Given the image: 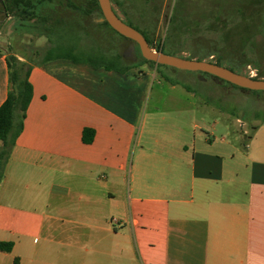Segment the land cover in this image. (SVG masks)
<instances>
[{
	"label": "crops",
	"instance_id": "obj_1",
	"mask_svg": "<svg viewBox=\"0 0 264 264\" xmlns=\"http://www.w3.org/2000/svg\"><path fill=\"white\" fill-rule=\"evenodd\" d=\"M54 63L30 73L33 98L0 186V242L12 244L0 264H264V122L241 149L176 120L177 135L151 152L139 135L140 76Z\"/></svg>",
	"mask_w": 264,
	"mask_h": 264
},
{
	"label": "rangeland",
	"instance_id": "obj_2",
	"mask_svg": "<svg viewBox=\"0 0 264 264\" xmlns=\"http://www.w3.org/2000/svg\"><path fill=\"white\" fill-rule=\"evenodd\" d=\"M111 1L124 20L126 12L127 20L142 30L151 31L155 52H160L162 47L165 54L218 62L248 77H256L259 73L264 77V0H194L187 8L175 7L180 0L144 1L158 8L154 9L151 23L144 19L143 12L137 11L142 4L137 3L135 7L133 0ZM142 8L148 10L149 7ZM51 9L55 12L50 13ZM70 10L66 4L59 5L58 0H54V4L46 1L34 16L31 11L28 14L6 13L0 4V55H16L21 62L35 66L57 44L64 47L77 44L85 53L97 51L101 46L124 53L132 43L104 26L102 17L76 16L81 22L77 32L66 28L57 38L53 26L57 20L68 21L73 17ZM136 57L134 54L124 61L136 63L139 61ZM52 65L69 68L78 75L95 73L87 65L76 66L67 61ZM132 71L143 81L141 84L138 79L139 85L147 86L141 105L139 135L143 134L151 152L164 150V145L157 140L164 143L177 135L176 120L191 129L195 123L203 127V132L195 130L200 140L214 141L224 136L241 149L245 138L253 134V128L264 122V91L241 89L224 81L218 83L206 73L172 67H162L158 71L153 65L142 64ZM189 103L196 108L185 109L184 106L191 107ZM216 121L217 131H214L211 126ZM191 134H194L193 129Z\"/></svg>",
	"mask_w": 264,
	"mask_h": 264
},
{
	"label": "trees",
	"instance_id": "obj_3",
	"mask_svg": "<svg viewBox=\"0 0 264 264\" xmlns=\"http://www.w3.org/2000/svg\"><path fill=\"white\" fill-rule=\"evenodd\" d=\"M46 1H48L50 4H54V0H0V4L6 13L28 14L31 11V15L35 16L38 14L36 10L39 8V6L41 7L43 5V2ZM133 1L136 4L135 7H137V3L142 4L140 8H137V11L143 12L144 19L148 21V23H151L153 21L154 9L158 10V8L145 4L144 1L151 2L152 0ZM193 1L194 0L182 2L180 0L179 2H176L175 7H179L182 5L186 8L191 7ZM58 2L59 5L66 4L67 6H69L71 8V15L74 16L71 17L68 21L64 19L56 21V25L53 26L52 31L53 34L57 35V38L60 36L62 30H65L66 28L76 30L77 32L78 27L81 26V22L77 19L76 16L85 18L104 17L98 0H58ZM35 3H37L38 5H36ZM143 6L149 7L148 10L142 8ZM49 12L53 13L55 11L51 9ZM188 15V18L191 19L192 14L190 15V11ZM125 17L127 19L129 18L126 12ZM127 19H125V22L140 31L148 40L151 48H155L151 42V31L148 29L142 30ZM102 24L106 27H109L119 37L123 38L126 41L132 42V40L120 35L114 29H112L106 21H104ZM78 46L79 45L77 44H70L67 47H64L61 46V44H57L45 53L42 62L35 65H44L57 61H67L76 66L87 65L96 71L104 70L105 72H112L119 75H126L129 71L132 70V68L138 67L142 64L153 65L157 68L158 71H160V68L162 67H168L164 65H157L155 62L144 59L139 48L136 54L139 61L136 63L128 64L124 61V53H117L111 48L101 46V49H98L97 51L95 50L85 53L84 51L79 50ZM104 49H107V51ZM159 50L160 52L164 53V49L162 47L159 48ZM6 60L9 69L10 90L7 100L0 108V186L5 178L6 167L13 153V149L16 145L17 139L23 132L27 110L33 98V86L29 80V77L34 65L21 62L16 55H10ZM197 60L204 61V59ZM216 64L220 65L218 62H216ZM253 78L263 79L264 77L260 76L259 73V75ZM93 136L94 131L86 129L83 134V141L87 144L91 143L93 141ZM0 250L7 252L11 251L12 244L0 242Z\"/></svg>",
	"mask_w": 264,
	"mask_h": 264
},
{
	"label": "water",
	"instance_id": "obj_4",
	"mask_svg": "<svg viewBox=\"0 0 264 264\" xmlns=\"http://www.w3.org/2000/svg\"><path fill=\"white\" fill-rule=\"evenodd\" d=\"M98 1L104 16L103 21H106L117 33L136 43L144 59L155 62L157 65H164L185 71L206 73L218 80L228 82L241 89L264 91V79H254L253 77L234 72L216 63L199 61L197 59H186L163 52L153 51L146 37L140 31L125 22L123 17L116 11L111 0ZM134 51L135 45L132 44L129 52L133 54ZM127 57L125 53L124 58Z\"/></svg>",
	"mask_w": 264,
	"mask_h": 264
},
{
	"label": "flooded vegetation",
	"instance_id": "obj_5",
	"mask_svg": "<svg viewBox=\"0 0 264 264\" xmlns=\"http://www.w3.org/2000/svg\"><path fill=\"white\" fill-rule=\"evenodd\" d=\"M132 44L135 45V51H134L133 54L129 52V50H130V46H131ZM138 48H139V46H138L136 43H134V42L132 41V43L127 47V50L124 52V54L126 53L128 57H132V56H134V54H137V50H138ZM136 58H137V57H136ZM261 70H262V69H261ZM201 73H202V72H201ZM214 78H215V77H214ZM215 80H217L218 83L223 82V81H221V80H218L217 78H215ZM224 82H225V81H224Z\"/></svg>",
	"mask_w": 264,
	"mask_h": 264
},
{
	"label": "built area",
	"instance_id": "obj_6",
	"mask_svg": "<svg viewBox=\"0 0 264 264\" xmlns=\"http://www.w3.org/2000/svg\"><path fill=\"white\" fill-rule=\"evenodd\" d=\"M256 75V74H255Z\"/></svg>",
	"mask_w": 264,
	"mask_h": 264
}]
</instances>
